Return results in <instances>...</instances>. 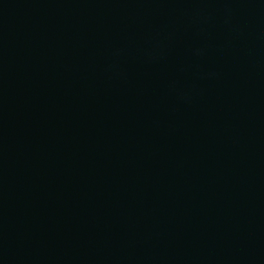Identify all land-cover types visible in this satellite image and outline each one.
I'll return each mask as SVG.
<instances>
[{
    "label": "water",
    "instance_id": "95a60500",
    "mask_svg": "<svg viewBox=\"0 0 264 264\" xmlns=\"http://www.w3.org/2000/svg\"><path fill=\"white\" fill-rule=\"evenodd\" d=\"M0 264H264V0H0Z\"/></svg>",
    "mask_w": 264,
    "mask_h": 264
}]
</instances>
